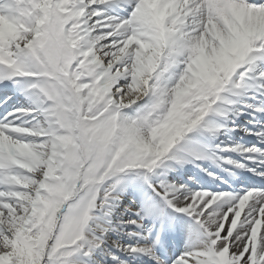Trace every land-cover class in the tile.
<instances>
[{
  "label": "snow or ice",
  "instance_id": "obj_1",
  "mask_svg": "<svg viewBox=\"0 0 264 264\" xmlns=\"http://www.w3.org/2000/svg\"><path fill=\"white\" fill-rule=\"evenodd\" d=\"M0 264H264V0H0Z\"/></svg>",
  "mask_w": 264,
  "mask_h": 264
}]
</instances>
